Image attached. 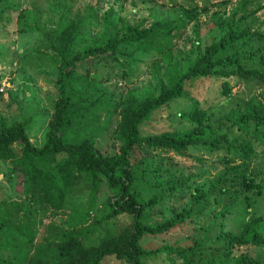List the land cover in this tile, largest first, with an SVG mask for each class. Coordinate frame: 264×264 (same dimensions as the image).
<instances>
[{"label": "trees", "instance_id": "obj_1", "mask_svg": "<svg viewBox=\"0 0 264 264\" xmlns=\"http://www.w3.org/2000/svg\"><path fill=\"white\" fill-rule=\"evenodd\" d=\"M241 1L246 9L250 1ZM10 8L0 0L1 28ZM197 8L186 9L191 13ZM242 8L219 18L220 35L202 48L197 44L185 65L172 63L170 53L172 38L185 28V18L163 17L147 26L119 19L121 25H114L110 34L104 31L98 41L76 49L93 15L100 17L105 30L112 25L107 20L111 9L101 13L88 6L84 16H72L69 7L59 12L47 47L58 61L57 97L44 142L41 147L33 145L28 120L8 124L0 116V159L12 164V174L30 183L52 215L64 211L70 192L87 178L89 200L101 185L107 194L98 205L102 208L98 217L89 214L81 226L99 230L120 214L128 215L131 223L86 246L78 235L79 224L65 219L51 224L52 236L36 245L41 220L35 209L10 200L3 211L0 201V264H101L106 256L126 264H147L145 259L160 256L164 264H264V257L240 251L264 248V208L257 209L264 207V32L249 24L260 6L245 12ZM133 53L164 60L166 81L156 65L152 87L116 99L102 76L93 73L111 62L122 64L120 56ZM201 80H220L211 101L234 105L216 110L210 100L189 94L194 82ZM239 80L255 81L262 91L241 97L233 89ZM182 98L189 103L168 115L171 128L141 132L144 122ZM113 115L117 120L110 129ZM106 134L112 150L102 146ZM191 150L220 152L225 166L190 193L184 208L160 211L162 218L154 220V207L190 188L188 182L196 173L175 156L190 157ZM196 159L202 161L200 156ZM254 159L257 168L252 166ZM147 188L151 193L145 196ZM243 211L247 219L238 220ZM175 230L183 237L170 242L168 234ZM144 237L148 244L141 243ZM156 239L159 242L152 244ZM49 247L51 255L45 254Z\"/></svg>", "mask_w": 264, "mask_h": 264}, {"label": "rangeland", "instance_id": "obj_2", "mask_svg": "<svg viewBox=\"0 0 264 264\" xmlns=\"http://www.w3.org/2000/svg\"><path fill=\"white\" fill-rule=\"evenodd\" d=\"M249 1L246 9H243L241 0H4L6 4H10L11 8L5 13L6 19L3 27H0V116L8 124L28 120L31 142L37 147L42 146L57 97L54 81L58 61L47 47L52 37V30L57 24L58 14L65 7H69V13L72 16L76 14L84 16L88 6L100 8L101 13L111 9L107 20L112 25L105 30L100 17L93 15L84 27L76 43V49L98 41L104 31L110 34L114 30V25L116 27L121 25L119 19L125 20L130 25L141 23L147 26L153 20L163 17L185 18L186 26L172 38L170 52L172 63L185 65L192 58V49L197 44L202 48L220 35V27L217 25L219 18H227L239 6L242 8L241 12L251 11L260 6L255 15L249 19V24L254 31L264 32V0ZM194 5L198 8L190 13L186 8ZM254 44H259V40H256ZM126 51L130 52L128 49ZM120 59L122 64L111 62L106 68L101 67L99 72H92L97 77L102 76L108 92L116 99L123 97L128 91L152 87L155 84L156 65H159L160 77L166 81V63L155 54L133 53L121 55ZM219 83L220 80L197 81L188 91L194 97L210 100L212 108L216 110H219V106L230 108L234 104H227L221 100L211 101L212 93ZM259 86V83L255 81L239 80L234 84L233 89L239 96L248 97L262 91ZM188 103L187 100L179 99L171 107L154 114L151 120L140 126L141 132L154 133L171 128L172 125L167 119L168 115L185 109ZM104 118L103 115L102 119ZM116 120L117 116L113 115L110 129L115 126ZM101 142L102 146L112 150V141L108 134L101 138ZM190 153L193 157L175 156L186 169L196 173L193 180L188 182L190 188H183L162 205L154 207L152 209V213L155 214L154 220L162 218L160 211L167 214L172 209L184 208L190 202V193L195 188L205 185L208 179L213 178L225 166L220 152L207 153L191 150ZM197 156L202 158L201 162L197 161ZM258 163V160L254 159L252 166L257 168ZM13 172L12 164L0 159V201H4L1 210H6L10 200H17L24 206L35 209L37 218L41 220L37 228L36 245L52 236L50 231L54 225L51 227V224L60 225L65 219L79 224L78 235L86 246L95 245L99 237L120 231L131 223L128 215L120 214L107 221L102 229L87 231L81 224L91 218L89 214L95 218L98 217V209H102L98 208V205L100 201L105 200L107 194L105 186L101 185V191L97 192L91 201L92 199L89 200L91 184L87 178L81 179L68 195L64 211L52 215L51 210L36 198L30 183L20 174H12ZM10 174H12L11 178H7ZM143 193L145 196L149 195L151 189L147 188ZM263 208L262 205L257 207L259 210ZM244 212H240L242 216L236 218L247 219ZM182 237L183 234L179 230L168 234L170 242ZM146 239L144 237L141 243L148 244ZM158 242L159 239H156L152 244ZM52 251L53 247H49L45 254L51 255ZM240 251L264 257V248L256 250L242 248ZM145 261L147 264H164L165 262L162 256L145 259ZM101 264L126 263L106 256Z\"/></svg>", "mask_w": 264, "mask_h": 264}]
</instances>
